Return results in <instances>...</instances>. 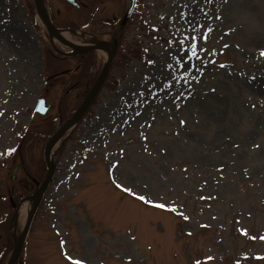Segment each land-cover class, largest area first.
Masks as SVG:
<instances>
[{
    "label": "rangeland",
    "instance_id": "obj_1",
    "mask_svg": "<svg viewBox=\"0 0 264 264\" xmlns=\"http://www.w3.org/2000/svg\"><path fill=\"white\" fill-rule=\"evenodd\" d=\"M82 1L44 0L75 42L117 48L52 148L23 264H264V0H137L128 18L130 0ZM69 50L34 0H0V251L23 231L29 212L14 217L45 179L47 142L91 87L53 77L77 64L58 57Z\"/></svg>",
    "mask_w": 264,
    "mask_h": 264
},
{
    "label": "water",
    "instance_id": "obj_2",
    "mask_svg": "<svg viewBox=\"0 0 264 264\" xmlns=\"http://www.w3.org/2000/svg\"><path fill=\"white\" fill-rule=\"evenodd\" d=\"M34 2H35V5L37 7V10L40 13V16H41L42 20L44 21L45 25L47 26L50 34L52 36H55L56 39L59 40L64 45L71 47L72 49H74L78 53H85L88 50L110 47L111 43H109L107 41H100L97 44H94V45H91L90 47L84 48L83 46H81L79 44H76L74 42L71 43L70 41L64 39L59 33L61 30L58 29L54 25V23L52 22V19L48 13V10L46 8L44 0H34ZM76 5H78V4H76ZM135 6H136V0H130V6H129V9L126 13V18H128L131 15V13L134 11ZM112 46H113V48H111L110 53L108 54V57H107V60H106V63L103 67L102 72L100 73L97 81L95 82L93 87L90 89V91L88 92V94L85 97V99L83 100V102L80 104V106L75 111V113L66 122H64L61 125V127L51 136V138L47 142L46 152H45V160L47 163V174L45 176V179L39 185V187L35 193V196L33 198V203H32V206L29 210V213H28V216L26 219V223H25V226L23 228L22 233L17 238L14 237L15 246H14L6 264H17L18 263L21 250L23 248L26 236L28 235V232L30 230V227H31L33 218L35 216V213L37 212V210H38V208H39V206L43 200V197H44L45 193L47 192L48 186L51 184L52 178H53L55 171H56V166H55V163L52 160V156H51L52 148L54 147L56 142L64 135V133H66V131H68L71 127L76 125V123L80 120V118L83 116V114L90 107L95 96L98 94L99 90L101 89L106 77L108 76V73H109V70L111 67V63L113 60V56H114L116 48H117L113 44H112ZM51 107H52V104H47L46 98L41 97V98H39V100L37 102L35 111L40 112L41 114H46ZM17 169H18V165L15 167L14 171L16 172ZM15 177L16 176L14 175L13 178H15ZM20 184L23 186H26V183L24 181H20ZM27 187L32 189L33 184H28ZM21 203L18 205L17 209L19 208ZM19 264H22V261H20Z\"/></svg>",
    "mask_w": 264,
    "mask_h": 264
},
{
    "label": "flooded vegetation",
    "instance_id": "obj_3",
    "mask_svg": "<svg viewBox=\"0 0 264 264\" xmlns=\"http://www.w3.org/2000/svg\"><path fill=\"white\" fill-rule=\"evenodd\" d=\"M67 2H69L70 4H72L73 6L79 8V7H87L88 5L86 3H84L82 0H66ZM78 4V5H76ZM58 15L60 14L59 12L57 13ZM52 18V21L54 23V25L59 28L56 20H54L53 17ZM116 19V17H114V20ZM104 41V40H103ZM107 42L117 46V44L113 43V41H110V40H107ZM98 50H90V51H86L85 53H78L76 52L75 50H73L71 48V50H69V52H64L62 53L61 55H59L58 57L59 58H68V57H74L77 59V64L74 66V68H65L63 70H60L59 72H55L53 75L54 78L58 77V76H61V75H72L73 78H75V75L76 74H80V78H78V75H77V78L74 80H70V83H69V86L72 88V87H75V86H92L94 85V83L97 81L99 74H93V73H89V71L92 70V65L91 62H93V60L95 59L94 57V54L97 53ZM94 58V59H93ZM90 67V70L86 67ZM94 81V82H93ZM88 94V92L85 94V97L86 95ZM22 261V264H23V260Z\"/></svg>",
    "mask_w": 264,
    "mask_h": 264
},
{
    "label": "bare ground",
    "instance_id": "obj_4",
    "mask_svg": "<svg viewBox=\"0 0 264 264\" xmlns=\"http://www.w3.org/2000/svg\"><path fill=\"white\" fill-rule=\"evenodd\" d=\"M60 35L70 41L71 43H76V44H80V43H77L73 40V35L71 34V32H69L68 30H61L60 32ZM75 34L77 35H82V33L80 31H75ZM85 37H89L88 34L85 33ZM92 45H94L93 43H91ZM91 44H80L81 46L84 45L83 47H90ZM66 46V45H65ZM68 47V46H67ZM106 48V47H105ZM99 49H102V52L104 54H107L110 52L111 50V47H107L106 49H103V48H99ZM99 49H93V50H99ZM90 51V50H88ZM108 57V56H107ZM107 60V59H106ZM32 203H33V198H29V199H25L21 205L19 206L17 212H16V215L14 217V225L16 226L19 222V220H23L25 215L29 212L31 206H32Z\"/></svg>",
    "mask_w": 264,
    "mask_h": 264
},
{
    "label": "trees",
    "instance_id": "obj_5",
    "mask_svg": "<svg viewBox=\"0 0 264 264\" xmlns=\"http://www.w3.org/2000/svg\"><path fill=\"white\" fill-rule=\"evenodd\" d=\"M94 82V81H93ZM93 86V85H92ZM91 86V87H92ZM90 87V88H91ZM90 90V89H89ZM21 199V198H20ZM19 199V200H20ZM4 223V222H3ZM3 223L0 222V225H3ZM15 246V241L13 239V236L10 237L9 243L5 246L4 249L0 251V264H4V261L8 257L9 253L12 251V249Z\"/></svg>",
    "mask_w": 264,
    "mask_h": 264
},
{
    "label": "snow or ice",
    "instance_id": "obj_6",
    "mask_svg": "<svg viewBox=\"0 0 264 264\" xmlns=\"http://www.w3.org/2000/svg\"><path fill=\"white\" fill-rule=\"evenodd\" d=\"M207 38V32L205 33V39ZM191 40H192V43H191V53H190V55L192 56V57H197V43H196V41H197V37L195 36V35H193L192 37H191ZM202 51H206V50H202ZM223 66V65H222ZM10 152L11 151H14V149H11V150H9ZM140 199L141 200H143V199H145L143 196H141L140 197ZM158 207H161V208H163V207H165V205H163V204H160V205H158ZM198 264H199V262H198Z\"/></svg>",
    "mask_w": 264,
    "mask_h": 264
}]
</instances>
